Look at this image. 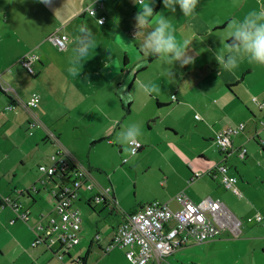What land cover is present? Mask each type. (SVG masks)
I'll use <instances>...</instances> for the list:
<instances>
[{
	"label": "crops",
	"instance_id": "0c3cea01",
	"mask_svg": "<svg viewBox=\"0 0 264 264\" xmlns=\"http://www.w3.org/2000/svg\"><path fill=\"white\" fill-rule=\"evenodd\" d=\"M144 3H151L154 16L149 18L148 25L137 26L135 17L143 7L139 0L137 3L136 0H54L53 8L58 9L56 13L43 4L37 3L36 0H0V81L9 84L24 102L7 110L5 108L11 101L10 96L0 93V133L5 138H9L17 132L25 133L26 131L29 136L27 140L31 142L30 138L36 137L33 143L37 146L42 139H44V143L48 140L52 141L54 147L48 163L51 164L52 156L58 151L64 150L63 141L59 135L60 120L66 115H73V111L77 109H84L86 113L90 111L103 112V116L107 119L104 133L98 137L100 140L109 137L112 143L114 141L111 138L117 141V137L109 135L119 129L120 123L117 121V116L126 119V114L130 113L132 104L138 99H134L131 89L135 83L138 86L143 83L142 80L146 76L142 74V71L148 68L150 62L158 59L157 57L150 59V56H145L142 45L145 35L152 30L155 21L162 14L171 20L176 28L177 39L189 41L188 53L195 57L194 63L184 67H181L179 63H174L171 66L165 64L168 71L172 70L171 75H177L176 77L180 80L176 88V95H172L171 102H178L179 105L185 106V103H179V100L183 99L189 100L193 106L201 105L198 112H202L207 120L215 119L214 124L226 119V122L219 123L218 127L215 125L213 130L205 127H200L201 131L195 130L200 135L198 137L203 138V141L200 140L202 144L195 143L201 150L199 153L201 159H197L194 164L197 167H202L204 171L202 176L197 179H193L194 174L201 171L196 170L191 164L188 166L189 171L186 170V166L176 171L181 176L182 185H186L187 180L188 185L192 186L202 179L201 185L205 192H186L194 202L218 195V192H210L212 182L206 176L202 178L204 175H208L214 182L219 177L218 174L216 176L210 174L215 166L207 165L212 156L209 153L213 146L217 148L213 138L217 132L227 127L243 124L244 129L232 137L233 149L231 153L226 156L219 152L213 156L217 157V164L225 159L224 161L228 165L229 156L234 155L242 162V168H238L237 165H234L233 168L230 166L228 174L236 177L237 180L240 178L243 183L241 187L247 191L245 180L251 173L264 176V126L258 124L264 122V110L259 109L261 114L258 115L249 107L250 98L251 101L253 97L264 101V73H256L257 65L249 64L247 61L240 64L239 68L235 70V74L230 73L220 68L215 56L220 51L223 42L228 43V40L225 41L228 23L233 19L242 20L253 9L259 10L264 6V0H199L196 8L198 15L195 19L184 17L179 5L175 6L176 11L173 13L163 6L162 0H144ZM99 4H103V7H99ZM88 6L96 8L94 16L84 12ZM101 15L106 16V21L102 24L98 22V17ZM81 26H87L93 33L96 47L85 58L80 74L77 77H72L67 69ZM53 34L65 39L66 48L64 50H60L50 40V36ZM29 53H36L39 58L34 63L37 75H40L37 80L29 77L20 63L21 58ZM147 61L150 62L147 63ZM165 75H167L165 80L168 81V84L175 79L170 73ZM182 85L187 86V89ZM63 86H67L64 91L62 90ZM198 88L199 90H197ZM37 91L41 97L38 107L27 108L25 103L32 93H37ZM150 97L154 98L158 106L162 108L170 103V101H162L160 96L150 95ZM108 102H113L112 109L107 110ZM127 102L128 107H125ZM235 108L238 109V113ZM246 111H249L250 114ZM111 114L115 115L110 119ZM190 114L191 116L193 114L192 108H190ZM34 118H37L39 123L30 130V122ZM32 129H35L36 132H33ZM29 130L32 134H29ZM166 130L175 132L177 135L180 132V129L173 125H167ZM51 134L54 135V138ZM190 134L192 140L197 137L193 130L190 131ZM197 141L194 140V142ZM255 144L261 147L262 152ZM241 146L247 148V156L243 160L237 157L236 152L237 148ZM68 152L66 151L68 157L78 162L75 158L76 155ZM248 157L250 160L245 163V159ZM6 158L7 154L1 152L0 149V201L2 198L20 201L23 210L29 212L30 218L28 221H23L19 218L20 212L9 206H5L1 210L0 264H59V260L54 254L59 245L55 241L52 243L48 241L49 237L53 235L49 226V216L55 215L56 217L55 198L53 195L52 198H45L43 195L35 198L32 197L30 189L27 187L28 193L20 188L18 182L12 184L11 175L14 169L10 168L9 159ZM231 163L235 164L233 160ZM164 177L171 181V172L166 171ZM36 183L32 187L37 188ZM55 187L54 183V187L51 189ZM48 188H46L47 191H49ZM36 192H41L40 188H37ZM178 193L166 192V195L160 199L157 197L146 199L144 203H141L139 209L153 201L167 203L169 206L171 202H175L179 207V203L175 199ZM245 193L248 194V192ZM87 194L86 190H81L75 205L77 206V202L84 201L83 199L87 204L92 199ZM25 195L29 201V203H25L26 205L21 199ZM112 195L115 197V192H112ZM115 200L117 201L116 197ZM222 204L228 214L242 221L243 213L240 210H233L226 202H222ZM79 211L84 214L85 218L87 217L85 212L81 209ZM122 220L121 217L116 223V219H114L115 222H111V226L107 231L105 230L103 236L98 232L93 237L83 236L87 230L86 226L81 224L80 242L70 249L66 260L83 264L82 260L87 256L85 263L90 264L89 255L94 248V251L100 250L106 255L103 259L105 264H117V262L128 264V259L124 258L122 254L110 255L115 247L108 250L115 229ZM83 222L84 220H82ZM226 229L231 230L229 227L223 228V230ZM221 233L217 239L207 243L212 245L223 242ZM97 235L99 238H96ZM39 237L42 238V241L37 242ZM83 240H86V244L82 245V251L73 255L72 250L79 246ZM186 246L176 249L168 256L167 261L174 264L172 260L179 259V255H175V253ZM118 255L120 259H118ZM148 264L156 263L150 260Z\"/></svg>",
	"mask_w": 264,
	"mask_h": 264
},
{
	"label": "rangeland",
	"instance_id": "374dc122",
	"mask_svg": "<svg viewBox=\"0 0 264 264\" xmlns=\"http://www.w3.org/2000/svg\"><path fill=\"white\" fill-rule=\"evenodd\" d=\"M149 62L147 61V63ZM257 67L256 73L263 74L264 66L257 65ZM142 72L146 76L142 82L144 84L159 85L161 87L159 96L162 101H170V103L168 102L169 105L164 106L165 108L159 107L157 101L151 98L150 95H146L135 83L131 92L134 99H138L132 104L130 113L126 114V119L117 116V121L120 123L119 129L115 133L111 132L109 134L117 137L129 124L139 123L143 133L139 141L144 147L138 152L130 154L126 150L128 146L122 145L114 138H111L114 144L109 137L102 140L98 138L104 133L107 125V119L103 116V112L90 111L86 113L84 109H77L73 111V115H66L60 120L61 131L59 135L63 141V149L65 152L69 151L68 153L76 155L75 158L79 164L91 171L95 182L93 183L94 189L86 188L82 191L86 190L88 192L87 196L94 197L100 190L110 188L111 192H115L118 204V209L111 213L110 207L105 206L104 202L100 204L92 203L94 208L87 205L85 199L82 202H77L78 208L87 214L85 218L84 214L80 213L82 220H84L82 225L86 226L87 230L83 236L93 237L98 232L103 236L105 230L107 231L111 226V222H115L114 219H116V223L121 219L122 212H134L139 209L141 203H144L146 199L153 197L160 199V197L166 195V192H205L204 187L201 185L202 179L192 184V186L188 185L187 180L186 185H182L181 176L176 171L183 169L184 166L189 171L188 166L191 164L196 170L203 173L204 169L194 164L197 159H201L199 157L201 150L195 143L202 144L200 140L203 141V138L198 137L200 135L197 134V131H201L200 127L213 130L215 125L218 127L219 123L226 122V119L214 124L215 119L207 120L202 112H198L201 105L198 104V107L197 105L193 106L189 100L183 99H180L179 103H185V106L179 105L178 102H171L172 95H176V88L180 80L176 77L177 75L172 74L171 76L175 79L168 84V81L165 80L167 76L165 74L172 73V70L168 71L166 65L159 59L150 62L148 68ZM28 76L37 80L40 75L32 76L29 74ZM182 87L187 89V86L182 85ZM65 88L67 86H63L62 90L64 91ZM108 105L107 110L114 107L113 102H108ZM125 107H128V102ZM249 107L256 114H261L251 98ZM190 108L193 110L192 116ZM235 110L237 113L239 112L237 108ZM246 112L249 113V111ZM114 115L111 114L110 119ZM202 119L203 121H201ZM258 124L263 126L261 122ZM167 125L178 127L180 129L178 135L175 132L167 131ZM29 129L31 130V128ZM35 129H32L33 132H36L37 129ZM30 130L29 134H32ZM191 130L196 132L195 136H197L193 140L190 134ZM27 133L26 131L25 133L23 131L17 132L9 138H5L0 133L1 152L7 154L6 159H9L10 168L14 169L11 175V183L17 184L18 182L20 188H23L24 191L27 188L30 189L32 197L37 198L39 195H43L45 198H50L52 196L50 189L54 187V183L47 176H44L38 167L49 163L54 143L49 140L44 143L45 141L42 139L37 146L33 143L36 137L30 138L31 142H29ZM183 133H185V136H183ZM194 140L198 141L194 142ZM255 145L262 152L261 147L258 144ZM209 154L212 156L207 165L214 167L217 164V157L213 155L219 154V151L213 146ZM231 160L235 164H232ZM249 160L250 157L245 159V163ZM241 163L235 155L229 156V167L232 166L233 168L234 165H237L238 168H242ZM166 171L171 172V181L165 179ZM251 172L253 171L251 170ZM24 173L26 174L23 175ZM205 176L212 182L210 192H218V195L212 196L213 198L226 202L233 210L238 209L243 213L241 232L236 235L231 230L226 229L221 233L223 242L212 245L207 242L188 245L175 253V255H179V259L172 260L171 257L172 262L174 264H264V176H257L254 172L251 173L247 177L248 179L245 180L247 191L241 187L243 183L238 177L239 183L236 185L242 194L241 196L226 188L220 175L214 182L208 175H204L202 178H205ZM34 183L37 184V188H40L41 192L38 193L32 188ZM47 187H49V191L46 190ZM245 192H248V194ZM21 199L24 204L29 203L26 195ZM74 206L77 208L76 205ZM170 206L178 208L175 202H171ZM84 244H86V240H83L79 246L72 250L73 255L80 253ZM126 251V248L115 247L110 255L113 256L119 253L127 258ZM105 256L100 250L97 252L93 248L89 255V263L105 264V261H103ZM118 259H120V256Z\"/></svg>",
	"mask_w": 264,
	"mask_h": 264
},
{
	"label": "built area",
	"instance_id": "2783aa9c",
	"mask_svg": "<svg viewBox=\"0 0 264 264\" xmlns=\"http://www.w3.org/2000/svg\"><path fill=\"white\" fill-rule=\"evenodd\" d=\"M99 7H103V4H99ZM84 12L94 16L96 8L88 6ZM105 21V15L98 17L99 23L102 24ZM50 40L60 50L66 48L64 38L53 34L50 36ZM37 60L36 53L26 54L21 59L22 66L30 75L36 74L34 63ZM0 92L10 96L11 101L5 108L7 110L24 103L18 93L7 83L0 81ZM173 98L175 99V96ZM40 99V95L34 92L25 104L27 108L35 109L38 107ZM252 101L260 110H264V101H260L256 97H253ZM38 123V119L34 118L30 122V128L35 127ZM262 125L264 126V122ZM243 129L244 125L240 124L217 132L213 140L218 151L228 156L233 149L232 137ZM51 135L54 138V135ZM139 143L140 146L135 153L143 148V144L140 141ZM236 152L240 160L247 156L245 146L237 148ZM224 160L218 163L210 171V174L212 176L220 175L225 187L241 196V192L236 187L237 178L228 174L229 166ZM38 169L44 176L53 180L56 185L54 189H51L55 198L56 217L49 216V226L54 237H49L48 241L51 243L55 241L59 245L58 250L54 253L59 264H77V261H67L66 255L72 247L80 242L79 233L82 218L79 209L74 205L82 189H94L93 183L95 182L91 172L75 160L70 159L64 150H60L58 156H52L51 164L39 165ZM201 176L202 173L196 172L193 179ZM32 188L37 190L35 186ZM175 199L179 203L177 209L171 208L167 203L153 201L137 211L122 212L123 220L115 229L108 250L113 247L126 248L125 255L130 264H148L150 260L156 264H171L167 258L179 247L215 240L223 228L229 227L236 235L239 234L241 221L228 214L220 200L206 197L199 202H194L185 191L179 192ZM104 200L118 209L117 201L110 188L100 190L92 197L91 202L99 204ZM5 206L19 211V218L23 221H28L30 218L29 212L23 210L22 203L18 200L2 198L0 212ZM96 238H99V235ZM40 241H42L41 237L37 242Z\"/></svg>",
	"mask_w": 264,
	"mask_h": 264
},
{
	"label": "clouds",
	"instance_id": "9594fccd",
	"mask_svg": "<svg viewBox=\"0 0 264 264\" xmlns=\"http://www.w3.org/2000/svg\"><path fill=\"white\" fill-rule=\"evenodd\" d=\"M36 2L52 9L55 13L58 10L53 8L54 0H36ZM162 2L163 6L173 13L176 11L175 6L179 5L186 18L195 19L198 15L196 8L199 0H162ZM139 3L143 7L135 17L137 26L148 25L149 18L154 16L151 3H144V0H139ZM78 32L73 55L69 59L67 69L72 77H77L80 74L85 58L96 47L94 35L87 26H81ZM229 39H231V43L223 42L220 51L215 56L220 68L235 74V70L245 61L252 65L264 66V6L259 10L249 11L242 20H231L227 25L225 41ZM188 49L189 41L187 39L179 41L176 36V28L171 20L162 14L155 21L152 30L145 35L142 45L145 56H155L162 63L170 66L179 63L181 67L194 63L195 57L188 53ZM139 87L146 95L159 96L161 93V87L157 84L140 83ZM142 135L140 124L132 123L122 130L116 139L122 145L128 146L126 150L130 154H134L140 146L139 140Z\"/></svg>",
	"mask_w": 264,
	"mask_h": 264
},
{
	"label": "trees",
	"instance_id": "16d2710c",
	"mask_svg": "<svg viewBox=\"0 0 264 264\" xmlns=\"http://www.w3.org/2000/svg\"><path fill=\"white\" fill-rule=\"evenodd\" d=\"M228 43L230 44L231 43V39H229L228 40ZM24 57V56H23ZM22 57V58H23ZM21 58V59H22ZM155 58V56H150V59H154ZM39 59V58H38ZM38 61V60H37ZM20 63H21V61H20ZM22 65V64H21ZM24 68V67H23ZM25 69V68H24ZM26 70V69H25ZM36 71V70H35ZM29 74V73H28ZM35 75H37V71H36V74ZM35 75H32V76H35ZM3 94H5V93H3ZM5 95H7V94H5ZM7 96H9V95H7ZM58 154H59V151H58V153L56 154L57 156H58ZM55 155V156H56ZM54 156V155H53ZM53 181V180H52ZM29 191H26V193H28ZM25 193V192H24ZM104 203H105V206H109L110 207V209H111V213H113L115 210H117V208L115 207V206H111L107 201H103ZM87 205H89V206H91L92 207V202H91V200L87 203ZM93 208V207H92ZM80 231H81V229H80ZM79 237H80V233H79ZM263 252H264V250H263ZM87 257V256H86ZM86 257H84L83 258V264H86L85 263V259H86Z\"/></svg>",
	"mask_w": 264,
	"mask_h": 264
},
{
	"label": "water",
	"instance_id": "95a60500",
	"mask_svg": "<svg viewBox=\"0 0 264 264\" xmlns=\"http://www.w3.org/2000/svg\"><path fill=\"white\" fill-rule=\"evenodd\" d=\"M105 204V203H104Z\"/></svg>",
	"mask_w": 264,
	"mask_h": 264
}]
</instances>
